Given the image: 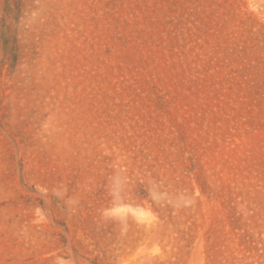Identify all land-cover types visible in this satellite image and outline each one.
Wrapping results in <instances>:
<instances>
[{
	"label": "rangeland",
	"instance_id": "1",
	"mask_svg": "<svg viewBox=\"0 0 264 264\" xmlns=\"http://www.w3.org/2000/svg\"><path fill=\"white\" fill-rule=\"evenodd\" d=\"M0 264H264V0H0Z\"/></svg>",
	"mask_w": 264,
	"mask_h": 264
}]
</instances>
